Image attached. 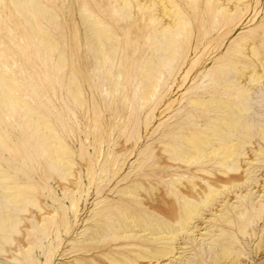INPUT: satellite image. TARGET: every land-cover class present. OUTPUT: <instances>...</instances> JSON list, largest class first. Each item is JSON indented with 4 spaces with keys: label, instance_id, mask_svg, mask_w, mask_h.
<instances>
[{
    "label": "rangeland",
    "instance_id": "obj_1",
    "mask_svg": "<svg viewBox=\"0 0 264 264\" xmlns=\"http://www.w3.org/2000/svg\"><path fill=\"white\" fill-rule=\"evenodd\" d=\"M2 1H6L7 8H0V47L3 52L0 68L13 80L14 87L7 86L5 89L12 90L18 102L14 114L8 115L0 101V133L3 140L0 142V169L14 178L16 176L19 182L32 184L35 202L26 203L25 211L21 206L17 207L15 217L19 232L7 230V235L11 237L9 241L0 237V264H73L78 256L70 252L82 244L80 239L88 237L89 232L103 224L102 218L110 211V206L123 197L120 193L122 189L137 182L144 183L146 179L154 178L153 174L169 169L167 157L159 152L164 147L161 141L165 131L175 127V123L190 122L197 128L207 127V121L200 113L203 105L194 100L196 96L207 102L212 98L209 94H198L197 90L213 83L208 76L216 70L215 60L229 52L244 32L259 27L263 23L262 18L256 24L235 28L227 36L220 26L210 27L204 1H201L200 8H195L202 12L201 26L197 33H189V43H185L186 39L178 40L167 46L160 59L150 61L147 58L152 55L149 43L142 38L132 39L131 35L121 32L123 26L136 16L134 3L131 10H126L124 19L121 16L124 11L113 15L111 9L105 10L104 0H31L42 4L50 17L57 20L53 25L46 19L41 20L42 28L56 41L57 47L49 50L26 22L22 19L17 24L13 22L12 10H15L16 21L17 9L13 8L10 0ZM116 5L115 2L113 6ZM84 7L88 8L89 14L93 13L92 22L117 30L114 35L119 44L115 45L113 38L112 43L107 41V48L117 49L121 44L129 47L121 54L118 63L108 61L104 66L97 63L88 46L86 30L90 32V28L83 23L81 12ZM185 13L184 20L190 25L195 24L193 11ZM119 17L121 21L117 22ZM145 47L146 51L142 50ZM167 60L173 65L179 61L176 67L169 66V73L157 79V82L160 81L157 90L145 100L140 87L149 78H142L140 71L152 64L158 67V73H164L163 65ZM220 80L219 83H234L233 72ZM76 91H79V96ZM246 99L252 109L244 120L254 134L252 146H246L247 160L250 156L254 165H261L253 175H259L263 185L261 192L258 188H247V184L237 187L233 193L235 197L229 203L237 201L235 205H239L241 197L255 196V211L262 212L264 142L259 143V128L264 124V84L255 86ZM19 104L25 106L19 110ZM25 110L51 126L45 131L53 135L46 142H53L57 137L69 146V157L75 162L70 169L72 175L67 171L62 177L57 168L51 167L49 160L43 157L40 137L31 131L32 128L24 126ZM209 111L210 116L219 113L216 107H210ZM21 149L24 153L15 152ZM156 151L158 154L155 155ZM58 169L62 171V167ZM209 169L214 170V165H209ZM131 170L132 178L130 176L113 185L114 173H119L120 180ZM144 172L150 173L147 178ZM188 173L191 178L196 175L193 171ZM159 178L161 180H154L153 185L171 181L160 175ZM3 191L0 187V195ZM134 203L133 200L129 202ZM6 204L3 194L0 196L1 212L7 210ZM216 207L218 204L214 205ZM222 208L224 206L218 207ZM209 213L205 212L206 215ZM260 219L255 232L263 227L264 213ZM248 230L244 235L235 233L236 239H233L237 252L244 255L242 264H264V255L256 253L257 246L262 244L264 231L252 238L250 233L253 230ZM228 237L232 238L231 235ZM209 248L205 249L207 259L210 257ZM52 253L56 255L50 261ZM86 254L78 258L93 261L92 252ZM189 257L197 258V252L194 250Z\"/></svg>",
    "mask_w": 264,
    "mask_h": 264
},
{
    "label": "bare ground",
    "instance_id": "obj_2",
    "mask_svg": "<svg viewBox=\"0 0 264 264\" xmlns=\"http://www.w3.org/2000/svg\"><path fill=\"white\" fill-rule=\"evenodd\" d=\"M10 1L19 14L16 15L15 21V10H12L14 23L17 24L22 19L33 30L35 36L47 44L49 50L57 47L55 39L50 37L41 26L43 19L52 25L57 23V20L50 17L42 4L31 0ZM104 1L105 10L111 9L113 15L124 11L121 15L123 18L126 10H131L134 3L136 16L129 24L123 26L121 32L131 35L132 39L142 38L145 43L148 42L152 51V55L147 57L150 61L160 59L167 46L178 40L186 39L185 43H189L191 40L189 33L191 35L197 33L201 26L202 12L195 10L200 8L201 1H204L203 7L207 11L208 21L211 22L210 27L220 26L224 35L228 36L235 28H242L246 24H256L261 18L263 23L255 29L244 32L229 52L215 60L216 70L208 76L213 83L197 90L198 94H209L212 98L207 102L196 96L194 100L195 103L203 105L200 113L207 121V127L197 128L190 122L175 123V127L165 131V137L161 141L164 147L159 152L167 157L169 169L157 175L153 174L154 178L145 180L147 184L137 182L122 189L120 193L123 197L110 206V211L102 218L103 224L89 232L88 237L80 239L82 244L70 252L78 257L92 252L90 255L93 261L77 257L73 264H242L245 261L244 255L237 252L233 240L236 239L235 233L243 234L249 228L248 232L253 230L250 233L253 238L255 235L259 236L260 231L262 233L264 231L263 223L262 229L255 232L258 230L257 222L264 213V210L255 211V196L241 197L238 201L239 205H235L237 201L229 203L235 197L233 193L236 188L245 184L247 188H258L259 192L262 191L263 181L259 180V175H253L261 165H254V159L250 156L247 160L246 146H252L254 134L252 127L244 119L246 115L251 114L252 109L246 98L250 96L255 86L264 84V0ZM115 2L117 5L114 7ZM2 7L6 9L7 3L0 0V8ZM87 9L84 7L81 15L83 23L90 28V32L86 30V36L97 63L100 66L106 65L108 61L118 63L121 54L127 52L129 47L121 44L117 49L110 46L107 48V41L113 38L114 44H119L118 38L114 35L117 30L113 31L102 26L101 23L92 22L93 13L89 14ZM191 10L196 18V23L192 25L184 20L185 12ZM119 20L121 21V17L117 22ZM146 49V47L142 48L145 51ZM1 50L0 47V65L3 60ZM157 51L161 52L156 53ZM179 60L174 65L167 60L163 65L164 73H158L156 70L158 67L152 64L140 71L142 78L146 76L149 78V81H144L140 87L141 95L145 100L150 97V93L157 90L156 86L160 83L157 79L169 73V66L176 67ZM232 72L234 83H219L220 78H225ZM7 86L13 88V80L0 68V101L8 115H13L18 101L12 90L5 89ZM76 95H80L79 91H76ZM24 106L19 104L18 109ZM210 107H216L219 113L210 116ZM23 115L26 116L24 126L28 129L32 128L31 131L40 137V149L43 157L49 160L50 166L57 168L56 171L62 177L67 171L72 175L70 169L75 162L69 157V146L57 137H54L53 142H46L53 135L52 132L45 131L51 126L28 110H25ZM260 126L259 143L263 144L264 124ZM0 142H3L1 133ZM6 146L11 149L8 144ZM15 152L24 153L22 149ZM156 154L158 151L155 152ZM209 165H214L215 169L211 171ZM249 165L251 166L246 167ZM58 167H62V171H59ZM1 171L0 169V187L4 190L3 194L8 205L6 204L5 212L0 211V237L9 241L11 237L7 235V230L19 232L18 220L15 217L18 213L17 207L21 206L25 211L26 203L35 202L32 197L34 186L19 182L16 176L14 178L10 173ZM188 171L196 172V175L191 178ZM132 173L131 170L120 180L119 173H114L113 185L127 180L130 176L132 178ZM149 174H145L144 177L147 178ZM159 175L171 181L160 183L159 186L153 185L154 180L160 179ZM187 177L189 178L186 179ZM132 200L136 204H129ZM250 200L253 202L250 203ZM20 202L22 203L19 204ZM216 204L224 208H214ZM206 211L211 213L206 215ZM261 243L257 246L256 253L264 255V234ZM208 246H210L208 250L210 257L207 259L205 249ZM194 250L198 257H189ZM55 255L52 253L48 260L51 261Z\"/></svg>",
    "mask_w": 264,
    "mask_h": 264
}]
</instances>
